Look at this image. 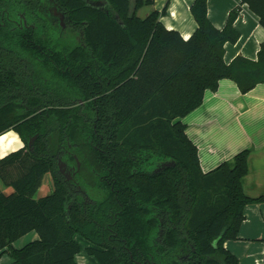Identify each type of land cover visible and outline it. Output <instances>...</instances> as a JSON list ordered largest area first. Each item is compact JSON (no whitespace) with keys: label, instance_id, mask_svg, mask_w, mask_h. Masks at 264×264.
Segmentation results:
<instances>
[{"label":"trees","instance_id":"1","mask_svg":"<svg viewBox=\"0 0 264 264\" xmlns=\"http://www.w3.org/2000/svg\"><path fill=\"white\" fill-rule=\"evenodd\" d=\"M40 1L0 0V136L15 130L25 142L0 156V253L8 249L15 264H78L79 235L99 264H239L225 241L239 239L247 205L264 203V193L243 188L251 150L205 173L183 119L223 78L242 93L264 82V41L257 60L225 62L241 7L220 30L208 0H194L197 27L185 39L159 10L137 15L153 0H135L134 12L130 0H62L80 41L60 47ZM242 3L264 27V0ZM38 58L52 85L30 81ZM73 149L87 179L103 182L89 187L92 200L78 199L58 176V157L72 161ZM165 161L174 165L144 169ZM47 173L54 189L37 197ZM33 230L39 239L13 247Z\"/></svg>","mask_w":264,"mask_h":264},{"label":"crops","instance_id":"2","mask_svg":"<svg viewBox=\"0 0 264 264\" xmlns=\"http://www.w3.org/2000/svg\"><path fill=\"white\" fill-rule=\"evenodd\" d=\"M193 2L153 0V3L142 6L136 13L138 15L139 11L144 10L147 16L151 11L159 10L163 24L168 29L179 31L187 39L197 27L191 12ZM134 3L135 0H130L132 12ZM238 6L241 8L234 27L239 32V38L236 42L225 44L224 58L227 64L239 55L257 60L264 41V27L259 17L242 0H208V18L222 30L227 25L230 12ZM183 121L188 136L197 145L200 166L205 173L215 170L224 161L234 166L235 155L250 149L249 173L243 178V188L253 197L264 193V82L248 93H242L235 81L223 78L218 89L207 90L201 106L188 113ZM24 146L25 142L15 130L0 136L1 157ZM46 176L49 178L51 173ZM45 177L39 193L45 185ZM39 238L37 231L33 230L15 240L13 247L20 249ZM224 245L238 257L239 264H264V203L246 206L239 239H229ZM78 254L76 260L78 264H83V260L77 258ZM0 264H15L8 249L0 253Z\"/></svg>","mask_w":264,"mask_h":264},{"label":"flooded vegetation","instance_id":"3","mask_svg":"<svg viewBox=\"0 0 264 264\" xmlns=\"http://www.w3.org/2000/svg\"><path fill=\"white\" fill-rule=\"evenodd\" d=\"M62 0H41L38 7V14L41 19L46 23L48 36L55 42L56 46L62 47L63 45L71 47L76 44L80 40L77 37L78 30L72 21H74L68 14V11L64 9L62 5ZM94 3V2H93ZM96 3V2H95ZM100 3V2H98ZM97 3V5H98ZM100 5V4H99ZM19 17L17 19H13L11 21H21ZM22 21H35L33 18L24 17ZM64 21V22H63ZM34 27V24H32ZM65 27V28H64ZM71 34L74 38L70 39L69 42L61 44L63 38L67 35ZM59 49V48H58ZM27 53L25 56L28 57V64H30V56ZM43 56H50L47 53H42ZM40 60L35 62L38 64L37 69L31 70V82L37 84L44 85H52L53 79L51 77V73H48L47 69L41 67L38 68L40 63L43 65L45 63L42 58H38ZM69 154L73 156V160L71 161L68 157L64 155H60L58 157V176L62 180L63 183H71L72 189L76 197L80 200L89 201L92 200L93 197L88 193L89 187L95 183L100 185L103 183L101 179L99 181L87 179V174L82 171V163L78 157L77 152L73 149L68 151ZM155 165H147L144 169L147 172L156 173V168L158 164ZM53 178V174L51 173ZM105 184V183H104Z\"/></svg>","mask_w":264,"mask_h":264},{"label":"rangeland","instance_id":"4","mask_svg":"<svg viewBox=\"0 0 264 264\" xmlns=\"http://www.w3.org/2000/svg\"><path fill=\"white\" fill-rule=\"evenodd\" d=\"M144 10L139 11V16L140 17H144L146 13L143 12ZM74 38L71 34H67L63 40L61 41V44L69 42L70 39ZM47 177V176H46ZM45 177V178H46ZM44 186L42 188V190L40 191V193L38 192V196H45L49 193H51L53 191L54 188V177L52 178V176H49V178L47 177L46 180L44 181ZM78 240L81 243V250L77 256L78 259H80V261L83 262V264H99L97 259L94 256H91L89 254V256L86 255V251H85V246L87 244V241L82 237L78 235ZM83 247V248H82Z\"/></svg>","mask_w":264,"mask_h":264},{"label":"water","instance_id":"5","mask_svg":"<svg viewBox=\"0 0 264 264\" xmlns=\"http://www.w3.org/2000/svg\"><path fill=\"white\" fill-rule=\"evenodd\" d=\"M64 22V21H63ZM65 28V27H64ZM38 138V134H36V135H34L31 139H30V141L28 142V147L30 148V149H32L33 148V143L35 142V140ZM174 165V163L172 162V161H170V162H168V161H165V162H161V163H159L158 164V166H157V168H156V172H160V171H162V170H165L166 168H168V167H171V166H173Z\"/></svg>","mask_w":264,"mask_h":264}]
</instances>
